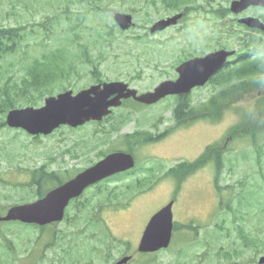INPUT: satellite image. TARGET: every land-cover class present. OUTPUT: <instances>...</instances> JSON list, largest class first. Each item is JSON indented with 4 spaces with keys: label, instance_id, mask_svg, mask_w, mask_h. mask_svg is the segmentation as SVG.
I'll list each match as a JSON object with an SVG mask.
<instances>
[{
    "label": "rangeland",
    "instance_id": "1",
    "mask_svg": "<svg viewBox=\"0 0 264 264\" xmlns=\"http://www.w3.org/2000/svg\"><path fill=\"white\" fill-rule=\"evenodd\" d=\"M231 2L195 0L182 7V10L192 8L179 26L152 35L148 28L155 21L181 11L166 8L161 0L156 3L153 0L113 2L111 7L115 12L131 9L137 16L136 26L120 33L113 28L115 12H109L107 0H0V27L27 26L17 52L0 61V86L11 85L10 81L20 83L34 62H45L46 58L67 51L64 64L48 61L47 64L58 69L47 70L39 76L43 83L52 82L45 89V96L30 88L31 97L37 101L33 107L43 106L47 97L56 96L67 88L75 92L84 90L96 84L98 78L124 81L140 92L150 91L175 76L178 60L190 54L206 53L216 47L219 40L225 43L220 32L228 26L223 21L234 17L230 10L225 11ZM216 11H221L220 18ZM246 12L251 16L264 15V10L257 8ZM233 28L239 30L238 24ZM226 43L234 47L237 38L230 37ZM61 71L66 73L64 77ZM218 91H195L189 96L190 107L202 108ZM258 97V91H252L231 103L230 109L218 119L188 121L176 128L174 110L178 100L171 97L151 107L130 101L134 108L126 105L116 109L101 125L90 124L76 130L62 127L51 136L39 139L21 129L0 128V209L4 212L15 203L36 197L38 189L30 187L23 179L20 173L23 169H32L52 157L72 173H78L100 160L103 152L128 144V134L137 130L145 134L131 138L138 141L152 136V131L159 134V131L174 128L163 137L137 147L140 151L136 153V170H141L139 163L147 157L148 163L143 169L150 170V178L136 184L134 189L140 188L134 193V189H127L117 194L116 211L106 208L101 219L105 220L110 237L103 236V228L95 220L77 217L75 209L71 208L68 219L53 228L58 232L57 237L43 236L49 241L40 246L37 240L41 232L34 233L37 231L34 227L6 222L0 226V264H115L129 255L133 256L130 264H143L146 258L149 262L145 264H231L226 258L219 259L215 255L220 250L232 249H242L243 254V258L234 259L232 264L247 262L248 255L243 252L246 247L243 228L259 235V227L264 226V153L258 148L264 140L254 144L246 135L232 140L230 132L233 125L241 121V112L244 117L245 112L258 109ZM17 104L18 108L32 106L26 104L23 95L18 96ZM214 142L220 144L219 148L225 153L220 189L214 184L213 166L190 174L181 164L197 159ZM78 143L84 145L78 147ZM69 148L71 155L65 153ZM130 151L134 153V149ZM183 174L184 184L178 191ZM4 179L14 183L17 179L18 185ZM118 186L122 184L113 182L109 190ZM95 191L91 190L87 198ZM103 199L105 196L101 197ZM170 202H174V224L184 225L186 229L174 232L173 240H176L168 250L147 256L148 253L139 251L142 231ZM191 225L201 230L198 244ZM184 236L186 242L182 241ZM7 239L12 241L11 245L5 243ZM34 248L37 249L31 257Z\"/></svg>",
    "mask_w": 264,
    "mask_h": 264
},
{
    "label": "water",
    "instance_id": "2",
    "mask_svg": "<svg viewBox=\"0 0 264 264\" xmlns=\"http://www.w3.org/2000/svg\"><path fill=\"white\" fill-rule=\"evenodd\" d=\"M250 6H263L264 0H237L233 10L239 12ZM182 15L158 21L151 32L162 31L176 25ZM115 19L123 30L133 25L132 15L117 13ZM241 23L249 27L262 28L264 25L257 18H246ZM227 51L210 54L204 58H195L182 64L177 70L181 76L176 81H165L152 92L138 96V92L129 89L124 82H111L94 85L82 90L77 95L73 91L61 93L45 100L41 108L26 107L11 110L6 122L13 128H22L31 135H49L62 125L73 128L82 126L90 121H101L111 113V108L119 107L122 100L133 97L144 104H154L169 95L188 94L192 88L203 85L213 73L221 68L228 55ZM134 166V159L126 153H114L85 170L76 178L47 194L44 198L26 205L14 206L1 221H21L27 224L45 226L60 222L65 215V209L72 198L80 196L83 191L119 171ZM173 229V216L171 206L157 213L147 226L142 237L139 251L153 253L170 244ZM130 257L124 258L117 264H127ZM264 264V257L260 259Z\"/></svg>",
    "mask_w": 264,
    "mask_h": 264
},
{
    "label": "trees",
    "instance_id": "3",
    "mask_svg": "<svg viewBox=\"0 0 264 264\" xmlns=\"http://www.w3.org/2000/svg\"><path fill=\"white\" fill-rule=\"evenodd\" d=\"M120 1L123 2L124 0H107L108 7H110V4H112L113 2ZM162 1H164L166 8H171L175 10H181L184 5L194 2V0ZM25 29V27L1 28L0 61L4 60L7 56L17 52V50L21 46V43L24 41L22 31H24ZM244 46L246 49L243 48V51L246 52L245 56H247V59L243 61V78H246V80H243V89H236L235 87H233L220 90V92L218 91L219 93L217 94V96L212 99V101L214 102V104L212 105H214L215 110L216 108H218L219 105H222L224 101L227 102L226 107H228L229 104L238 102L239 98H244L245 93H249L253 90H259L260 92L264 93V44L260 43L258 39L250 38L244 43ZM67 58V51H63L60 53V56L46 58L45 62H40L37 60L36 62H34V64L31 65V67H28L26 74L27 76L24 77L20 83L10 81L11 85L5 84L4 86H0V128L6 126L4 120L2 119V116L5 115L8 110H12L18 107V96L23 95L26 104L30 105L37 104L36 99L34 97H31L33 94L30 93V88L35 90L38 94H40V96H45V94L43 93H47L45 89L48 88L52 82L43 83L40 80L39 76L42 72H45L47 70L56 71L58 69L56 67L54 68L50 64H47V62L50 61L55 65H58V63L64 64V61ZM52 74L53 73L51 72V75ZM98 80L102 81L101 78H98ZM260 105L262 106V108H258L255 112L253 111L251 114L245 115L243 117V122L232 128V131L235 130L237 134L243 132V136L246 135V138H252L254 144L259 143V139L264 138V98L260 100ZM189 109L190 108L188 107V104L183 106L179 103V105L175 109V113L182 112L183 115L186 116V113ZM201 109L202 110L198 112V114L200 115H202L203 113V108ZM191 112L193 111L191 110ZM214 147L216 148V152H213L212 155L215 157V165L219 178L220 173L224 168V153H222V150H217V145H215ZM262 147L263 146L258 145L259 149H262ZM208 153L209 154L207 155L206 152L204 156L200 159L199 163L201 165L205 162V160L203 159H206L207 162L213 160V157L210 155V152ZM29 186L33 187L31 184ZM39 187L43 188L42 184H40ZM84 219L87 221L95 220L94 218L88 215L85 216ZM48 229L51 237H55V235L57 237V231H54L53 228ZM42 231H44V228H42ZM258 232L259 235H253L250 231H247L245 228H243L242 237L246 245L245 249H243V252H246V254L248 255V261H243V264H257L259 255H261L264 251V226L259 227ZM38 241L39 239L37 240V242ZM9 243L11 245L12 241L9 240ZM50 245L51 247H53V244ZM240 255L241 253L237 250H235L234 253L228 251L223 252V258H226L229 261L234 260L235 257L238 258Z\"/></svg>",
    "mask_w": 264,
    "mask_h": 264
},
{
    "label": "flooded vegetation",
    "instance_id": "4",
    "mask_svg": "<svg viewBox=\"0 0 264 264\" xmlns=\"http://www.w3.org/2000/svg\"><path fill=\"white\" fill-rule=\"evenodd\" d=\"M251 8H258V9L264 10V7H250V9ZM246 16H250V15H246ZM259 18L264 23V15H261ZM243 28L245 29V32H253V33H260L261 32V30H259V29H250L248 27H243ZM236 48H237V50H239L240 46H237ZM219 49H223V48H221V47L218 49L214 48L213 51H216ZM200 56H203V54H198L197 56H194V57H200ZM241 59L242 58L240 56L234 60H231L229 62L228 69L235 67L241 61ZM177 77H178V75L175 76V78H177ZM213 79L214 78H211L204 86L196 87L195 89H193V91L210 89V88L214 89V87L221 89L223 87V85H220V83L214 82ZM180 98L185 99V97H180ZM155 132H157V131L156 130L152 131V136H147V137H145V139L148 142L153 141L157 138L163 137L164 135L167 134L168 131L162 130V131H159V134H156ZM65 153L71 155V149L69 148L68 150L65 151ZM191 162H193V160ZM208 168H209V166L206 167L205 169H208ZM149 174H150V170L142 168L140 171L139 170H135V171L132 170L130 172H127V173L125 172L123 174L117 175L113 178V181H115L117 183H121L122 184L121 187H123V189H125V190L134 189L136 184H142V183L146 182L150 178ZM182 178H183V175L180 176L179 181L182 180ZM71 179H72L71 169L67 168L64 164L55 162V159L52 157H49L47 162H43V163H40L38 165H35L31 171L27 170V173L25 174V181L32 182L36 186L40 185V184L45 185V187H47L48 189L50 188V190L61 186L63 183H65ZM177 181H178V179H177ZM138 188H140V187H137L136 189H134L132 193L138 191ZM173 208H174V206H173ZM148 223H149V221H148ZM146 226L144 227L142 234L144 233ZM142 234H141V236H142Z\"/></svg>",
    "mask_w": 264,
    "mask_h": 264
}]
</instances>
